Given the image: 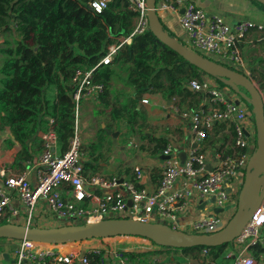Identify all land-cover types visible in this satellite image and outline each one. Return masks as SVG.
<instances>
[{
	"label": "built area",
	"instance_id": "obj_1",
	"mask_svg": "<svg viewBox=\"0 0 264 264\" xmlns=\"http://www.w3.org/2000/svg\"><path fill=\"white\" fill-rule=\"evenodd\" d=\"M109 1L91 0L89 7L94 13H101ZM200 1L201 3L199 0H156V10L159 16L164 12H171L178 18L187 37L186 43H183L189 48L250 75L243 62L240 42L247 31L255 27L262 29L264 25L240 15V11L229 7L227 1ZM206 1L209 4L203 5ZM130 7L139 12L134 31L120 41H114L100 63H110L122 44L131 43L135 34L149 30L146 0H132ZM72 84L75 122L74 133L66 150L61 151L58 135L51 126L48 130L39 132L42 150L34 160L27 162L24 170L14 172L0 160V175L6 177L5 182L0 184V217L11 222L19 214L20 210L14 205L16 197L25 209L26 225H31L35 211L42 202L43 206L46 205L51 213L65 219L66 223L121 215L144 221L164 222L180 229L179 214L192 195L214 197V204L218 207L231 204L236 188L241 187L247 162L255 146V131L248 127L251 112L245 103H235V95L228 87H221L209 76L192 79L189 86L204 93L205 102L203 106L182 114L191 121L192 142L196 143L205 138L206 131L216 122L230 121L239 153L220 155L217 164L208 170V156L197 146H191L182 160L174 145L167 143L162 151L166 162L159 185L150 192L136 184L142 178L139 168H136L135 181L103 173L85 175L80 132L81 106L84 101L97 98L105 85L95 80L94 68L76 69ZM143 102L148 103V99ZM49 123L52 125L54 119H50ZM33 172L36 174L35 182L30 178ZM225 219L222 213H210L191 221L189 229L185 231L213 233L225 225ZM142 239L154 245L157 250L162 249V246L153 241ZM39 243L27 239L16 240L14 258L5 264H138L132 262L128 253L146 252L115 248L111 244L97 246L86 243L84 246H75L77 242L70 243L73 244L70 248L61 251L59 244L40 247ZM256 244H264V200L234 241L231 251L226 254L227 258L233 259L230 264H255L256 258L250 247ZM207 252V249L203 250V253Z\"/></svg>",
	"mask_w": 264,
	"mask_h": 264
},
{
	"label": "trees",
	"instance_id": "obj_2",
	"mask_svg": "<svg viewBox=\"0 0 264 264\" xmlns=\"http://www.w3.org/2000/svg\"><path fill=\"white\" fill-rule=\"evenodd\" d=\"M90 1L0 0V33L8 35L0 43V52L5 55L0 63V129L10 127L13 137L7 139V146L20 144L14 162L20 170L42 149L40 131L52 126L63 147L68 146L75 122L72 79L78 68H94L95 80L105 85L99 95L101 102L111 109L116 123L121 124L123 120L128 123V131L145 120L139 105L147 92L161 93L170 101L181 97V104L187 98L197 102L204 96L187 85L192 79L209 75L162 43L150 30L135 34L131 43L122 44L110 63H100L114 41L132 34L139 12L130 7L132 0H110L101 13H94L89 7ZM257 61L264 62L262 58ZM116 81L125 88L114 86ZM261 88L264 90V83ZM50 89H53L52 96ZM250 117L254 123L253 115ZM50 119H54L52 125ZM211 130L206 131L205 141L210 139ZM236 147V152L223 155H237L240 149ZM136 184L144 187L142 182ZM237 196L238 193L231 199ZM7 222L0 217V224ZM227 248L232 249L233 243L210 248L162 247L165 254L173 252L176 256L179 252L189 264L225 258ZM204 249L208 252L203 253ZM250 251L264 262V244L253 245ZM147 255L128 253L132 262L138 264H163ZM175 256L170 253L166 263H178Z\"/></svg>",
	"mask_w": 264,
	"mask_h": 264
},
{
	"label": "crops",
	"instance_id": "obj_3",
	"mask_svg": "<svg viewBox=\"0 0 264 264\" xmlns=\"http://www.w3.org/2000/svg\"><path fill=\"white\" fill-rule=\"evenodd\" d=\"M220 1L222 3H226L227 1V5L229 7H233V9L237 11H240V15H245L247 18L264 25V9L258 4L250 0ZM161 15V19L167 29L172 32L179 40L186 43L187 37L181 25L179 24L178 18L171 12H164ZM2 41V37L0 36V42ZM240 50L245 68L249 74L256 79V83L261 88V84L264 83V72L261 71L264 70V62L261 64L257 61V59L262 58L264 61V28L260 29L255 27L247 31L246 36L240 42ZM113 85L121 90L125 88L124 84L119 81L113 82ZM187 86L193 91L189 84ZM261 90L264 93L262 88ZM144 99H148V103H144ZM181 100V97H174L170 101L165 99L161 93H145L142 96L141 104L139 105V108H142L144 111L145 120H140L139 124L130 130L129 135L126 134V132H128V123L124 120L121 124H119V122L116 123L110 113L111 109L105 108L104 103L101 102L99 96L97 98L84 101L82 103L83 109L91 104L93 109H95V114L99 113V115L102 117L101 120L98 121L100 139L96 142L107 143L108 139H110L109 148L107 149L104 156H102L103 154L101 152L98 153L99 155H96L95 153L93 154V149L96 147L97 143H90L85 149L84 128L81 126L80 122V132L83 142L82 148L84 152L85 175L90 176L95 173H103L105 175H113L121 179L135 181L136 168H139L142 172V178L139 182L144 184L145 189L152 192L159 185V181L162 176L166 162V157L162 151L167 143H172L174 147L180 152V155L187 153L191 146H197L201 151L207 154L208 164L212 165L213 167L217 164L219 156L223 155V153L236 152L238 148L236 147L234 141L235 135L231 128L232 126L230 121L226 120H223V123L220 124L216 122V126L214 124V126L211 128V136L208 141L203 139L198 143L192 142L191 121L189 118L183 116L182 112L191 111L193 110L192 107L196 105V108L203 106L205 102L204 96L197 102H195L193 99L187 98V100L181 104ZM81 116L82 117H80V120H84L82 107ZM123 125L124 129L122 130ZM248 127L249 130L253 131L254 126L250 118ZM114 132L119 133L116 137V144H114ZM137 136L140 139V143L137 141ZM12 137L13 136L11 134L10 127L6 126L0 129V160L10 167L12 171H22L26 168L27 162L29 160L24 163V168L21 170L14 166L16 156L20 150V144L16 142L12 146H7V139ZM120 138H122V140H120ZM129 146L134 148V151H132L131 154L128 151ZM89 148H91V150H89V152H91L90 154L87 151ZM65 150L66 148H64L61 144V151ZM40 152H38L37 155ZM30 178L32 182H35V172L32 173ZM5 179V176L0 175V184L4 183ZM236 189V193H238L239 188L237 187ZM212 198L213 197L211 196H200L196 194L192 195L187 200L185 209L179 214L178 228L188 230V224L191 221L212 213L213 207H216L214 202L211 201ZM233 202L234 200L231 202V204ZM14 205L20 210V212L11 220V222L26 224L27 218L25 209L16 197L14 198ZM63 223H66L65 219L59 218L55 214L51 213L48 207H46V205L43 206L42 202H40L39 207L35 211V216L32 219L31 225L49 227L62 225ZM128 237L132 240L126 242L121 240L120 245H111L117 248L145 250L146 252L144 253H148V256H150L148 258L157 259L159 260L157 262H160L161 259L159 253H161L163 249L160 251L157 250L154 245L145 239H142L141 237ZM108 238L104 240L89 239L84 240V242L101 246L105 244H96L95 240H100V242L104 241L105 243ZM7 240H11V245L15 246L0 253V264L8 263L14 258L16 240ZM67 245H70V243L59 245L58 248L61 251L67 250L70 248L67 247V249H65L64 247ZM209 262L210 260L207 261L206 264ZM232 262L233 259L227 258L225 255V258L218 259L212 263L210 262V264H230ZM262 264H264V262H262Z\"/></svg>",
	"mask_w": 264,
	"mask_h": 264
},
{
	"label": "water",
	"instance_id": "obj_4",
	"mask_svg": "<svg viewBox=\"0 0 264 264\" xmlns=\"http://www.w3.org/2000/svg\"><path fill=\"white\" fill-rule=\"evenodd\" d=\"M264 7V0H250ZM199 3L201 1L199 0ZM208 1L203 2L206 5ZM149 30L164 44L181 55L190 64L220 81L235 95V103L250 106L254 119L256 142L247 162L237 200L225 207H213V213L234 209L228 222L213 233H194L174 228L164 222L144 221L126 216H111L94 221H76L58 226L41 227L16 222L0 224V239L32 240L50 244L81 242L93 238L134 236L147 238L162 247L192 248L216 247L234 243L243 228L264 200V93L251 75L238 71L191 48L172 35L165 27L157 10L156 0H146ZM184 9H181L183 12ZM264 72V70H261ZM109 132V131H108ZM119 133L114 132V144ZM186 153L180 155L184 160ZM208 164L207 169L211 170ZM230 190V189H229ZM214 197L212 202H214ZM131 202V201H130ZM130 204V203H129Z\"/></svg>",
	"mask_w": 264,
	"mask_h": 264
},
{
	"label": "rangeland",
	"instance_id": "obj_5",
	"mask_svg": "<svg viewBox=\"0 0 264 264\" xmlns=\"http://www.w3.org/2000/svg\"><path fill=\"white\" fill-rule=\"evenodd\" d=\"M0 36L2 37V40L4 38H6L8 35L3 32V33H0ZM1 43V42H0ZM4 53L0 52V63L2 61V59L4 58ZM204 77H208V76H204ZM49 95L52 96L53 94V89H50L49 91ZM246 104V103H245ZM247 108L249 109L250 111V107H248V105L246 104ZM82 107V111H83V119L84 120H80L81 122V126H83L84 128V146H85V149L89 146L90 143H97L96 141L99 140V129H98V121L101 120V116L99 115V113L95 114V109H93L92 105L90 104L89 106H86V108L83 109V106ZM251 112V111H250ZM82 117V116H81ZM249 118L251 119V117L249 116ZM252 120V119H251ZM84 124V125H83ZM121 126V125H120ZM254 126V124H253ZM124 125L122 126V130L124 129L123 128ZM131 130V129H130ZM130 130L128 132H126L127 135H129L130 133ZM255 131V127L253 129ZM125 132V131H124ZM110 139H108V142L107 143H101V142H98L96 144V147L93 149V154L95 153L96 155H99L98 153H102L104 156L107 149L109 148V141ZM120 140H122V138H120ZM139 137L137 136V141L140 143L139 141ZM89 150H91V148H89L87 151L89 152ZM129 153L131 154L132 151H134V148L130 147L129 146V149H128ZM91 152H89L90 154ZM88 154V155H89ZM92 156V155H91ZM90 158V157H89ZM237 199L235 198L234 199V202L236 201ZM234 213V209H230L228 211H225L223 212V216H225V224L228 222V220L231 218V216L233 215ZM58 224V223H57ZM64 224V223H63ZM129 241V240H132L131 238H129L128 236H113V237H109L106 242L104 243V241L100 242V240H95L96 241V244H106V243H110L112 245H120V241ZM12 241L11 240H7V239H3L1 238L0 239V253L3 252L4 250L6 249H10V248H13L15 245H11ZM94 243V241H93ZM78 244V242H77ZM76 244V245H77ZM85 245L86 242H83V243H79L78 245ZM64 245V244H63ZM73 244H70V245H67L66 247H64L65 249H67V247H70L72 246ZM231 251L230 248H227L226 251H225V255L227 253H229ZM172 256H175V253L173 252H170ZM170 253H164L163 251H161V253H159V256H160V261L162 262L163 261V264H167L166 262L168 261L167 259V256L170 255ZM149 255V254H148ZM147 257H150L148 256ZM158 256V254H157ZM175 261H178V263L176 264H187V260L181 256V254L178 252V254L175 256ZM185 261V263H184ZM256 264H262V261H259L258 259H256Z\"/></svg>",
	"mask_w": 264,
	"mask_h": 264
},
{
	"label": "bare ground",
	"instance_id": "obj_6",
	"mask_svg": "<svg viewBox=\"0 0 264 264\" xmlns=\"http://www.w3.org/2000/svg\"><path fill=\"white\" fill-rule=\"evenodd\" d=\"M93 239H99V238H93ZM89 240V239H88ZM67 244V243H66ZM59 245H62V244H59ZM38 246H40V247H50V246H52V244H50V243H46V242H40L39 244H38ZM115 248H117V247H115Z\"/></svg>",
	"mask_w": 264,
	"mask_h": 264
}]
</instances>
